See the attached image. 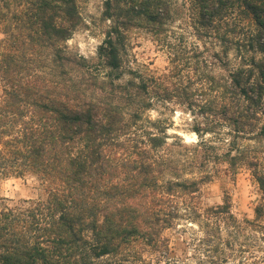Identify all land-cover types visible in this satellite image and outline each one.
<instances>
[{
  "label": "clouds",
  "instance_id": "obj_1",
  "mask_svg": "<svg viewBox=\"0 0 264 264\" xmlns=\"http://www.w3.org/2000/svg\"><path fill=\"white\" fill-rule=\"evenodd\" d=\"M165 3L158 30L140 31L114 70L105 54L114 18L104 0H76L47 55L27 53L29 63L0 82V227L9 241L0 264L32 251L56 264H264V93L253 107L235 89L241 56L230 43L253 26L226 9L202 27L196 0ZM33 140L46 154L36 162ZM93 148L105 173L88 185L121 190L95 201L96 230L108 212H126L115 251L93 257L104 240L82 227L77 245L57 255L56 226L77 199L66 166ZM84 191L91 205L95 193ZM61 194L64 209L53 203Z\"/></svg>",
  "mask_w": 264,
  "mask_h": 264
},
{
  "label": "trees",
  "instance_id": "obj_2",
  "mask_svg": "<svg viewBox=\"0 0 264 264\" xmlns=\"http://www.w3.org/2000/svg\"><path fill=\"white\" fill-rule=\"evenodd\" d=\"M196 4L200 8L202 27L208 26L212 16L226 9L237 11L245 23L253 26L251 34L243 35L241 39L230 43L236 48V54L241 56L240 66L232 76L233 85L241 95L250 100L253 107H256L260 94L264 93V87H261L264 85V56L259 62L253 60L256 53L264 54V0H196ZM103 6L104 15L113 17L116 25L112 29L114 39L106 41L107 49H105L107 62L115 70L121 62L117 52L121 57H126L129 32L143 30L155 33L162 21V14L166 17L167 5L165 0H104ZM75 9L76 0H0V35L2 36L0 38V82H9L14 74L19 73L22 65L29 63L25 58L27 53L33 52L37 56H46L52 41L65 35L63 25L74 19ZM149 25L157 27L152 28ZM242 32L243 30L236 34L241 35ZM241 53L245 55L252 53V56H248L245 60ZM123 62L126 63V60ZM245 64L249 67H243ZM254 71L256 81L259 83L253 81V84L249 85ZM252 96L256 97L255 101L251 100ZM70 127H83V125L79 121H73L70 122ZM31 143L30 155L34 162L39 161L46 154L37 141L33 140ZM102 160V156L93 148L85 157L70 161L66 166L65 179L72 187L69 195L74 193L77 199L72 202L71 211L63 212L56 226L55 248L57 251L55 254L57 255L60 247L77 245L82 227L92 229L93 237L98 241L104 240V245L99 247V250L91 249L93 257L115 251L114 248L109 247L111 238L120 235L114 230V226L118 220L123 219L126 212L120 210H117L115 214L108 212L105 216V230L98 232L95 227L97 210L95 201L97 199L112 200L121 190L114 186L105 188L99 184L88 185L91 177H100L105 173V169L100 164ZM93 163L96 164L94 168L91 166ZM86 187L91 188L95 193L91 205L86 203L87 192L84 191ZM261 188L264 190V184ZM67 199L68 197L61 194L53 198V203L64 209L63 202ZM85 215L92 216L93 220L87 225H82L81 220ZM5 235L4 228L0 227V248L6 250L9 241L4 239ZM37 255L40 256L43 264H56L55 261L46 259L42 253L36 251L21 252L19 257L13 260L5 257L4 264H31L32 258ZM85 260L86 257H82V261Z\"/></svg>",
  "mask_w": 264,
  "mask_h": 264
},
{
  "label": "rangeland",
  "instance_id": "obj_3",
  "mask_svg": "<svg viewBox=\"0 0 264 264\" xmlns=\"http://www.w3.org/2000/svg\"><path fill=\"white\" fill-rule=\"evenodd\" d=\"M142 31V30H131L128 34V42H127V54L126 56L128 55V52L131 51V49L133 47H139V44H134V41L137 39V35L138 33ZM0 37H2L0 35ZM126 63H127V60H126ZM216 159L215 157H213V162H215Z\"/></svg>",
  "mask_w": 264,
  "mask_h": 264
}]
</instances>
